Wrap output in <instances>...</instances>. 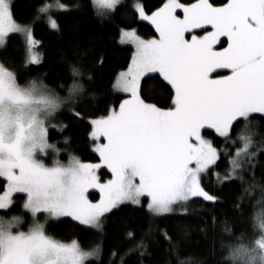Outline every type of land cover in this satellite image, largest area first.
Masks as SVG:
<instances>
[{"label":"snow or ice","instance_id":"1","mask_svg":"<svg viewBox=\"0 0 264 264\" xmlns=\"http://www.w3.org/2000/svg\"><path fill=\"white\" fill-rule=\"evenodd\" d=\"M90 3L100 20L121 12L131 18L114 40L129 53L111 82L117 101L103 109L89 91L94 74L83 64L102 68L107 57L97 52L85 61L91 49L69 61L66 90L36 78L20 82L43 64L36 24L62 37L61 20L86 6L35 0L26 5L31 18L25 21L16 16V0H0V264H102L109 233L132 245L124 255L112 250L109 264H132L125 256L134 252L136 264H144L153 223L137 241L123 219L130 206L182 223L198 200L213 210L224 203L206 190L212 176L218 188L238 185L231 219L217 224L211 217L213 229H221L222 259L215 264H264V182L255 179L264 157V0H161L154 10L143 0ZM140 23L154 30L151 38L132 26ZM17 45L23 71L10 58ZM86 97L93 103H82ZM65 109L74 125L89 129L96 162L71 153L62 162L61 150L49 142L50 129L68 130L52 123ZM222 162L224 171H216ZM257 188L262 211L237 235ZM17 208L24 215H8ZM52 223L101 239L90 249L79 239L63 242L50 234ZM160 235L171 244L167 231Z\"/></svg>","mask_w":264,"mask_h":264},{"label":"trees","instance_id":"2","mask_svg":"<svg viewBox=\"0 0 264 264\" xmlns=\"http://www.w3.org/2000/svg\"><path fill=\"white\" fill-rule=\"evenodd\" d=\"M29 2H35V0H16L19 5L15 9L18 19L27 21L31 18V9L26 7ZM64 2L69 5H84L86 11L83 14H74L61 20L64 29L62 37L53 34L46 23L38 22L36 24L34 29L35 38L43 44V47L38 48L37 52L42 55L43 64L42 66H32V70L22 75L20 82L23 84L36 78L43 80L50 88L57 91L60 90V85H64L66 89L71 83L69 61L74 63L79 59L75 55L76 52L91 49L88 55L83 58L85 61H91L97 52L107 57L102 68L94 67L90 62L83 64L86 72L94 74L95 84L89 86V91H95L96 102L103 109L106 102L117 101V94L111 90V82L114 81L116 73L122 70L123 63L129 53L126 48L115 46L114 40L118 37L117 28L124 27L131 18L126 13L121 12L111 20H100L92 12L90 0H64ZM143 2L150 10H154L161 3V0H143ZM217 2H221V0H217ZM125 4L131 6L132 0H127ZM132 26L136 27L145 38H151L154 35V30L147 23L133 24ZM9 51L11 53L10 58L16 62L15 68L18 71H23L21 61L24 53L22 49L17 45ZM60 73L64 74L60 78H55L53 75ZM82 103L91 104L93 101L86 97ZM57 124L68 126V130L62 133L57 129L49 131V141L61 150L60 160L62 162L66 163L68 161L69 153L80 157L85 162H96L87 135L89 129L74 125L67 109L58 117ZM66 137L68 138L67 144H65ZM261 165H264V157H260V164L257 165L255 171V179L258 182H264V168ZM224 169L225 163L222 162L220 168L216 171L223 172ZM206 185V190H209L210 194L220 195L224 203L213 210L211 202L198 200L190 205L182 223L170 219L152 218L139 211L132 210V206H130L123 219L130 228L135 229L138 233L137 241L147 232L149 221L153 223V234L150 238H145L149 255L144 257V264H180V261H184L185 264H215L217 260L222 259L218 235L221 229L220 227L213 229L211 217L218 218L217 224L226 217L231 219L233 201L236 199L238 185L229 184L226 187L218 188L214 176L209 177ZM253 195L255 199L251 201V206L246 209L243 222L237 226V235L241 231H246L255 222V216L262 211L261 206L257 203L260 200L258 188ZM96 198L98 199V195ZM245 203H248V201H245ZM19 211L20 208H17L8 215L18 214ZM179 214L178 212L177 215ZM117 219L119 218H113L114 221ZM163 231H167L171 237V244L160 235ZM49 232L63 242L79 239L86 249H90L101 239L99 236L91 234L85 236L80 233L79 229H69L56 223L51 224ZM130 247H132L131 244L109 233L100 255L102 264H109V256L112 250L119 249L120 254L124 255ZM138 255L139 253L134 252L130 256H125V259L132 261V264H136L135 258ZM117 264H119L118 259Z\"/></svg>","mask_w":264,"mask_h":264},{"label":"rangeland","instance_id":"3","mask_svg":"<svg viewBox=\"0 0 264 264\" xmlns=\"http://www.w3.org/2000/svg\"><path fill=\"white\" fill-rule=\"evenodd\" d=\"M127 2V0H124V3H126ZM132 3H133V0H132ZM225 74H227V73H225ZM66 90V89H65ZM62 95L63 94H66V91L64 92V93H61ZM66 110V109H65ZM58 119V118H57ZM57 119H55V120H53V124H56V125H58L57 124ZM51 130V129H50ZM50 142V141H49ZM60 155H61V152H60V154H59V159H60ZM48 162H50V159H49V161ZM108 178H110V176L109 175H106L105 177H104V179H108ZM208 182V180L205 182V183H207ZM22 203V202H21ZM0 215H2V213H0ZM16 215H20V216H22V215H24V213H23V211H22V208H20V211H19V213L18 214H11V215H9V216H16ZM26 230V229H25Z\"/></svg>","mask_w":264,"mask_h":264}]
</instances>
